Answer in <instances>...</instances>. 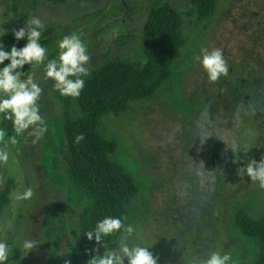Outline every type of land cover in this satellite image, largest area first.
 <instances>
[{
    "label": "rangeland",
    "instance_id": "374dc122",
    "mask_svg": "<svg viewBox=\"0 0 264 264\" xmlns=\"http://www.w3.org/2000/svg\"><path fill=\"white\" fill-rule=\"evenodd\" d=\"M164 4L181 15L185 41L168 80L151 99L100 120V133L117 144L112 159L140 188L129 209L126 226L134 232L128 243L149 247L157 264H193L212 252L230 255L229 264L254 261L256 248L235 230L234 211L264 216V188L237 174L264 157V108L249 109L244 117L229 107L205 113V92L213 93L216 84L196 57L220 49L228 68L264 69V0H215L214 14L200 25L190 0H0V30L13 34L37 16L44 23L39 43L47 50L44 63H33L22 77L42 89L38 103L46 131L36 143L29 129L16 136L17 144H0L9 153L0 163V242L13 250L6 264H65L82 238L87 200L66 178L64 105L54 82L45 79L47 62L58 59L59 41L80 36L91 57L89 74L109 60L143 62V25L150 10ZM70 110L77 114L75 104ZM0 129L6 142L15 135L3 115ZM28 188L32 198L17 201ZM26 240L37 247L28 252Z\"/></svg>",
    "mask_w": 264,
    "mask_h": 264
},
{
    "label": "trees",
    "instance_id": "16d2710c",
    "mask_svg": "<svg viewBox=\"0 0 264 264\" xmlns=\"http://www.w3.org/2000/svg\"><path fill=\"white\" fill-rule=\"evenodd\" d=\"M190 5L191 16L198 25L214 14L215 0H190ZM142 38L143 62L109 60L82 77L85 83L78 97H60L64 105L62 161L65 175L87 200L80 215L82 238L69 253L70 264H87L93 255L118 249L123 230L102 238L101 244L94 238L88 240L85 232L94 230L106 217L126 218V225L130 206L140 194L134 177L112 159L117 144L100 133V120L124 114L131 103L151 99L168 80L185 44L181 15L166 4L153 7L143 25ZM26 43V38L17 41L13 34H6L0 40L5 51L13 46L22 48ZM40 44L44 47L46 43ZM8 63L0 64V69ZM32 66L24 65L19 71L26 72ZM72 104L77 108L75 116L71 115ZM79 134L84 135V140L77 144L75 137ZM4 204L5 196H2L0 209ZM234 228L256 248L252 264H264V216L254 219L242 208L236 209ZM192 245L198 244L194 241Z\"/></svg>",
    "mask_w": 264,
    "mask_h": 264
},
{
    "label": "clouds",
    "instance_id": "9594fccd",
    "mask_svg": "<svg viewBox=\"0 0 264 264\" xmlns=\"http://www.w3.org/2000/svg\"><path fill=\"white\" fill-rule=\"evenodd\" d=\"M43 28V21L37 16H32L25 27L14 30L13 33L17 41L27 39L24 47L17 49L13 46L10 51H5L0 44V64L9 61L0 69V115L12 122L15 133L6 142V132L0 129V144H4L5 147L8 143L17 144L16 136H20L29 129H31L29 135L35 137L33 143L38 142L46 131L45 120L38 103L42 89L32 77L22 79L24 73L19 71L24 65L44 63L47 50L39 43ZM6 34L0 30V37ZM58 49V59H52L46 64L45 79L54 82L53 87L61 96L76 98L80 95L85 83L81 77L87 76L90 72L88 65L91 57L77 34L64 36L58 43ZM196 59L210 82H216L220 76L228 74L229 68L220 49L211 51L205 49L202 56ZM83 140V134L75 137L77 144ZM8 159L9 153L0 149V163H7ZM237 174L246 175L250 181L258 182L259 186L264 188V157H261L259 163L255 160L248 161L244 167L237 170ZM33 195L32 188H28L17 195L16 199L24 201L32 198ZM125 219L106 217L96 224L94 230L85 232L86 238L88 240L94 238L97 244H101L102 238L121 230L124 233L118 249L104 251L103 255H93L87 264H124L125 259L127 264H157L158 258L148 250L149 247L129 245L128 238L134 232V228L131 225L126 226ZM36 247L37 243L34 240H26L23 243V248L28 252ZM12 253L13 250L9 244L0 242V264H6ZM230 261V255L212 252L203 260L193 261V264H229ZM65 264H68V261H65Z\"/></svg>",
    "mask_w": 264,
    "mask_h": 264
},
{
    "label": "flooded vegetation",
    "instance_id": "af4514ba",
    "mask_svg": "<svg viewBox=\"0 0 264 264\" xmlns=\"http://www.w3.org/2000/svg\"><path fill=\"white\" fill-rule=\"evenodd\" d=\"M215 84V91L205 92L201 103L205 113L212 107H229L238 109L240 117H244L243 112L249 109L264 108V69L230 67L228 74L220 76ZM211 166L216 169L215 157Z\"/></svg>",
    "mask_w": 264,
    "mask_h": 264
}]
</instances>
